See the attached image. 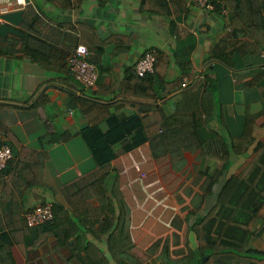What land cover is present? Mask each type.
I'll list each match as a JSON object with an SVG mask.
<instances>
[{
	"label": "crops",
	"instance_id": "0c3cea01",
	"mask_svg": "<svg viewBox=\"0 0 264 264\" xmlns=\"http://www.w3.org/2000/svg\"><path fill=\"white\" fill-rule=\"evenodd\" d=\"M165 4L159 14L143 10L141 0H27L22 9L0 12V146L9 145L13 157L20 147L45 154L44 186L26 190L14 184L15 177L10 184L23 209L21 217L39 204H64L61 186L94 167L79 134L85 121L76 110L78 97L93 99L99 92L110 100L121 90L123 98L158 107L167 116L191 115L198 121L196 134L203 149L212 155H221L223 142L241 135L245 127L254 145L264 141L263 44L256 43L263 49L254 56L223 53L231 62L226 65L208 54L213 43L229 34L226 10H205L191 3L184 13L174 0H165ZM155 5L151 0L149 11ZM28 7L33 12L27 11ZM255 38L263 40L264 32ZM99 40L102 48L97 55ZM78 43L90 49L89 57L98 72L95 89L83 87L68 69ZM249 48L255 50L254 46ZM149 50L160 52L164 60L160 59L146 85L139 83L131 70ZM30 56L40 62L31 61ZM40 76L43 81L30 90L29 78L35 82ZM184 81L187 85L182 87ZM184 155L190 163L193 154ZM233 159L235 162L223 174L237 171L245 158ZM207 165L213 168L221 161L205 160L202 168ZM5 179L0 174V188ZM218 187H214L210 202ZM182 196L185 202L173 208L183 219L188 211L181 207L189 203V198ZM11 207L9 200L0 197L1 215L16 220L10 215ZM151 212L132 226V245L116 251L119 261L109 256L105 237L101 241L89 239L103 250L108 264H180L176 261L179 256L172 251L184 246L182 230L166 223L168 230L160 227L155 231L157 222L163 220L154 217L147 226ZM165 237L169 238V252L162 257V245L157 247L155 242ZM0 244L8 249L4 250L7 264H70L71 251L59 246L54 238L23 253L6 230L0 232ZM188 244L192 247L190 241ZM259 249L264 251V229ZM121 253L127 256L121 259Z\"/></svg>",
	"mask_w": 264,
	"mask_h": 264
},
{
	"label": "trees",
	"instance_id": "16d2710c",
	"mask_svg": "<svg viewBox=\"0 0 264 264\" xmlns=\"http://www.w3.org/2000/svg\"><path fill=\"white\" fill-rule=\"evenodd\" d=\"M154 1L156 5L149 11L151 0H141L142 9L160 14L165 0ZM174 1L182 12L189 10L190 0ZM263 2H212L215 11L226 10L229 34L210 46L209 57L231 65L228 57L222 56L227 51L251 56L261 53L264 38L255 37L264 32ZM28 10L33 12L32 7ZM260 42L263 46L258 47L256 43ZM101 48L99 40L97 55ZM154 56L155 72L164 58L156 51ZM29 59L40 62L32 56ZM181 67L184 69L185 65ZM131 72L139 83L146 85L154 75L143 81L134 67ZM122 93L120 90L110 100L102 98L99 92L93 99H75L76 110L85 121L79 134L91 153L94 167L62 185L59 192L65 205L53 202V218L32 227L21 217L23 209L10 184L15 177L14 184L26 190L44 186L45 154L20 147L0 172L6 176L0 197L13 204L10 215L17 218L8 220L0 212V232L8 230L23 253L54 238L59 246L71 251L70 264H108L103 250L89 237L97 241L105 237L109 256L119 261L116 251L132 245V226L149 216L147 212L151 210L147 226L152 218L161 216L163 221L157 222L155 231L159 232L160 227L168 230L166 223L182 230L184 246L172 251L179 256L176 261L180 264H264V251L259 249L264 229V141L254 145L251 132L245 127L241 135L223 142L221 155L208 154L196 134L198 121L191 115L167 116L158 107L123 98ZM185 152L193 154L190 163ZM233 157L245 159L237 171L223 174L235 162ZM211 159L221 161V165L202 168L204 161ZM216 185L219 187L215 199L210 202ZM182 195L189 198V203L181 207L188 211L183 219L173 208L185 202ZM191 232L196 237L195 248L188 246ZM161 245L160 256L167 257L169 238L157 239L155 246ZM4 250L8 249L0 244V264H7ZM126 256L121 253V259Z\"/></svg>",
	"mask_w": 264,
	"mask_h": 264
},
{
	"label": "built area",
	"instance_id": "2783aa9c",
	"mask_svg": "<svg viewBox=\"0 0 264 264\" xmlns=\"http://www.w3.org/2000/svg\"><path fill=\"white\" fill-rule=\"evenodd\" d=\"M213 1L215 0H190L192 4L205 10H213ZM26 6L27 0H0L1 13L7 12L10 9H22ZM154 63V50L146 51L135 63L134 70L140 78H147L150 74L154 73ZM68 69L86 89H95L98 72L96 66L89 60V50L86 45L81 43L76 45L69 58ZM29 80H31L29 88L33 90L37 84L43 81V77H38L35 82L32 77ZM186 85V81L181 84L182 87ZM12 157L13 154L9 145L4 144L0 146V172L5 169ZM24 217L29 227L47 222L53 218L52 204L43 203L36 205L27 211Z\"/></svg>",
	"mask_w": 264,
	"mask_h": 264
},
{
	"label": "water",
	"instance_id": "95a60500",
	"mask_svg": "<svg viewBox=\"0 0 264 264\" xmlns=\"http://www.w3.org/2000/svg\"><path fill=\"white\" fill-rule=\"evenodd\" d=\"M103 32V31H102ZM189 241L192 245L193 248H195L197 246V241H196V237L193 235V233L191 232L189 234ZM73 242V240L70 241V244Z\"/></svg>",
	"mask_w": 264,
	"mask_h": 264
},
{
	"label": "rangeland",
	"instance_id": "374dc122",
	"mask_svg": "<svg viewBox=\"0 0 264 264\" xmlns=\"http://www.w3.org/2000/svg\"><path fill=\"white\" fill-rule=\"evenodd\" d=\"M80 83V82H79ZM83 87H84V85L82 84V83H80Z\"/></svg>",
	"mask_w": 264,
	"mask_h": 264
}]
</instances>
